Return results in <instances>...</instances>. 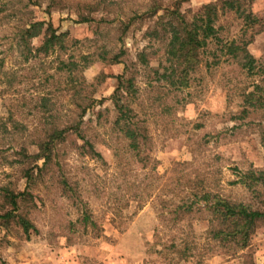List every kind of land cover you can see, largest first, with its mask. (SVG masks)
<instances>
[{"label": "rangeland", "instance_id": "rangeland-1", "mask_svg": "<svg viewBox=\"0 0 264 264\" xmlns=\"http://www.w3.org/2000/svg\"><path fill=\"white\" fill-rule=\"evenodd\" d=\"M220 1L0 0V185L24 186L13 161L23 140L42 135L40 94L49 93L58 125L79 122V134L67 130L28 186L34 204L25 214L36 231L25 239L0 227V264H264V223L238 248L211 236L215 220L199 197L189 210L176 208L191 193L208 192L264 210V185L251 191L237 182L248 169H264V0H238L236 13L221 10ZM206 3L217 6V38L200 51L186 87L168 86L155 74L166 64L165 41L144 32L164 8L177 6L189 19ZM35 20L67 33L60 57L93 53L92 61L69 77L55 69L53 55L24 61L11 31ZM231 40L254 58L250 71L219 50ZM100 49L119 62L99 60ZM121 73L133 79L129 104L146 138L136 153L113 124L110 96ZM251 90L253 105L245 97ZM83 140L100 159L85 154ZM61 177L94 226L76 221L80 202Z\"/></svg>", "mask_w": 264, "mask_h": 264}, {"label": "trees", "instance_id": "trees-1", "mask_svg": "<svg viewBox=\"0 0 264 264\" xmlns=\"http://www.w3.org/2000/svg\"><path fill=\"white\" fill-rule=\"evenodd\" d=\"M219 8L236 13L239 10V3L238 0H221ZM155 11L156 7L152 6L151 12L154 14ZM162 11L161 14L157 15L152 27L144 32L145 36L165 41L166 64L163 65L160 73L155 70V74L159 75L156 79H161L164 84L176 89L184 88L188 85L189 76L199 62L200 51L206 47L209 39L217 38L214 26L217 17V6L215 3L203 4L189 19L179 11L177 6L164 8ZM77 16L80 21L89 20L87 16H83L79 12H77ZM40 34L42 36L40 43L37 46H32L30 40ZM11 38L14 40V46L24 61L30 58H43L53 55L55 69L65 71L67 77L81 71L92 61L93 53H82L77 55L76 58L68 53L64 58L60 57L61 54L66 52L68 35L65 31L57 32L49 22L43 20L30 21L25 25L16 27L11 31ZM74 42L72 40L70 44ZM219 50L223 51L224 54L237 58L239 64L249 71L254 67V58L245 49L244 44H234L231 40L229 43L220 45ZM96 57L99 60L119 62L118 54L115 53L110 57H106L104 49H100L96 53ZM137 59L141 63L145 62L143 51L137 53ZM125 67L126 65L123 63V68ZM116 79L117 86L110 96L116 111L113 124L127 141L128 149L136 153L139 145L144 144L146 138L143 127H140L133 119V110L129 104V100L135 92L133 79L130 76L125 77L124 73L117 75ZM253 87L255 90L258 89L257 85ZM253 94L254 91L251 90L245 95L246 100L251 105H253L255 99ZM38 101L39 110L46 114L43 121L45 125L42 127V135L33 137L28 142L23 140L15 151L17 157L13 161L16 165L18 164L24 186L22 189L17 190L7 183L0 185V227L9 233L13 230L25 239L29 238L31 231L33 233L36 231L34 224L25 214V207L28 203L34 204L28 186L34 184L40 177L41 171L49 165L52 160L54 144L64 139L67 130L72 129L74 133L79 134V122L77 120L66 126H60L54 121V115L51 113L53 103L49 93L40 94ZM16 125L17 123L14 122L12 126ZM0 128L5 129L3 123H0ZM29 145L34 147L33 151H28L27 147ZM80 147L86 149L85 154L89 157L101 158L88 141L83 140ZM60 182L62 186L71 191L70 195L80 202V214L76 221L82 227L94 226L95 223L89 216L86 203L81 201L64 177L60 178ZM237 182H240L249 190L255 191V185H264V169H248L238 177ZM191 197L192 199L187 198V201L176 206V208L189 210L195 202V198L199 197L214 217L215 227L210 232L211 236L218 241H231L236 247L244 248L258 224L264 223V210L252 209L241 203H233L208 192H203L199 196L196 193H191Z\"/></svg>", "mask_w": 264, "mask_h": 264}]
</instances>
